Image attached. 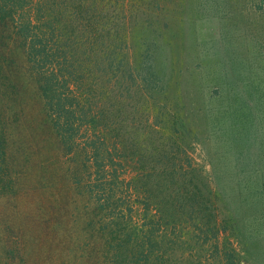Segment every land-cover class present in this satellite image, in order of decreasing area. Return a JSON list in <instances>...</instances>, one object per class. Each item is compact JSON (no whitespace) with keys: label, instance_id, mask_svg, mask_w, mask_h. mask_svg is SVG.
<instances>
[{"label":"rangeland","instance_id":"obj_1","mask_svg":"<svg viewBox=\"0 0 264 264\" xmlns=\"http://www.w3.org/2000/svg\"><path fill=\"white\" fill-rule=\"evenodd\" d=\"M121 1L118 9L125 16V25L122 22L120 34L127 45L122 58L137 73L152 65L163 93L151 86L144 93L136 89L129 99L122 87H116L113 98L119 104L114 112L120 108L106 129H111L107 137L111 158L126 153L133 165L141 155L155 160L166 153L173 156L183 176L178 184L187 185L190 179L192 186L204 193L209 190L212 196L217 181L226 182L236 170L232 163L239 145L230 150L226 140L230 139L227 121L234 97L245 93L249 79L264 80V0ZM242 61L252 64L253 71L243 68ZM227 62L234 68L232 76L225 67ZM235 75L237 79H233ZM150 81L154 83L153 78ZM8 84L15 87V79ZM24 86L19 92L0 88V141L11 160L9 172L14 180L11 191L0 186V264L12 250L15 257L8 255L7 263L79 264L81 258L76 257L89 252L92 260L85 264H100L96 256L102 245L95 240L101 234L109 238L108 229L101 230L105 221L96 214L102 199L97 202L73 181L82 183L86 177L84 156L79 149L70 155L63 152L42 118L37 91L29 82ZM112 129L119 132V138ZM131 167L126 169V178L134 173ZM0 178L6 181L2 172ZM211 200L219 209L221 200ZM136 203L132 220L121 219L127 233L135 223L140 227L148 222L141 214L142 205ZM148 214L158 222L153 207ZM187 223L181 222L176 229L163 220L155 225L158 243L167 248L171 241L176 249H169L167 256L173 259L164 258L168 263L151 257L146 264H264L263 238L252 247L254 253L249 248L244 251L232 236L225 238L227 234L222 233L217 240L210 236L201 244L202 234L196 241L192 239L194 220ZM17 252L24 255L23 260L17 258Z\"/></svg>","mask_w":264,"mask_h":264},{"label":"trees","instance_id":"obj_2","mask_svg":"<svg viewBox=\"0 0 264 264\" xmlns=\"http://www.w3.org/2000/svg\"><path fill=\"white\" fill-rule=\"evenodd\" d=\"M121 3V0H0V88L19 92L29 82L41 100L42 118L52 135L55 133L63 152L67 155L77 149L82 152L86 177H82V183L73 181L81 184L97 202L102 199L96 214L105 221L101 230L107 228L109 234L108 239L101 234L95 240L102 245L96 256L98 263L146 264L151 257L168 263L164 258L173 259L167 254L169 249H176L175 244L169 241L167 248L160 245L154 238L158 232L154 226L163 220L176 229L191 218L195 222L193 240L202 234L199 238L204 244L210 236L217 240L221 233L227 234L225 238L232 236L244 251L249 248L254 253L252 247L257 240L264 239V80L249 79L245 93L234 97L227 121L230 139L226 140L230 150L239 145L232 163L236 170L226 182L217 181V191L212 196L209 190L204 193L196 184L198 189L192 186L190 179L187 185L178 184L183 176L173 156L166 153L155 160L141 155L133 165L129 163L133 158L126 153H116L111 158L107 141L111 129L108 132L106 129L120 108L114 112L119 104L113 98L117 95L116 87H122L129 99L136 89L144 93L151 86L163 93L158 76L152 74V65L137 73L122 58L127 45L120 34L122 22L125 25V16L118 9ZM239 63L253 71L248 61ZM225 65L232 76L231 62ZM152 78L154 83L150 81ZM11 79H15V87L8 84ZM233 79H237L236 75ZM112 134L119 138L116 130L112 129ZM1 145L0 141V172L6 181L0 178V186L11 191L14 186L9 172L11 160ZM228 166L232 167L229 163ZM130 167L134 173L126 178V169ZM202 182L207 186L206 181ZM211 197L221 200L219 209ZM136 202L142 205L141 214L148 222L140 227L135 223L127 233L121 219L132 220ZM126 204L130 206L125 209ZM151 206L158 212V222L154 221V215L148 214ZM50 239L53 238L47 237ZM14 252L5 253L3 264H13L7 261L8 255L15 257ZM217 252L215 245L214 253ZM17 254V258L24 259L22 253ZM89 254L78 255L76 259L90 263Z\"/></svg>","mask_w":264,"mask_h":264}]
</instances>
